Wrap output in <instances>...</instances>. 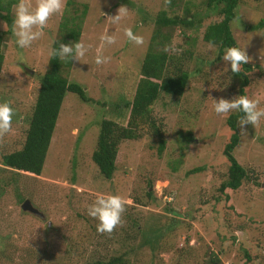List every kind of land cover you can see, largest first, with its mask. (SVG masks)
<instances>
[{
  "label": "rangeland",
  "instance_id": "obj_1",
  "mask_svg": "<svg viewBox=\"0 0 264 264\" xmlns=\"http://www.w3.org/2000/svg\"><path fill=\"white\" fill-rule=\"evenodd\" d=\"M74 1L49 20L29 48L18 47L12 29L6 32L0 19V102H10L15 110L12 131L0 141V161L2 154L22 145L58 24L71 23L73 15L78 19L81 3L86 11L80 15L77 41L91 45L68 70L60 66L66 80L76 81L91 100L65 93L40 174L0 163V264H103L110 257L123 264H208L213 256L217 264H264V118L257 126L247 125V135L236 121L238 141L232 154L244 177L235 189H218L228 167L222 153L230 135L226 118L236 111L218 115L212 99L239 96L241 78L222 59L226 49L217 57V47L201 40L204 26L220 16L204 0H171L167 8L164 0ZM16 4L10 7L11 28ZM121 5L128 7V16L110 23L108 16ZM161 11L179 19L194 17L188 28H161H170L163 50L179 49L166 52L182 62L186 85L181 95L159 93L152 103V119L164 139L162 152L157 153L152 129L137 121L139 136L118 142L114 170L104 178L91 159L98 123L105 118L126 125L128 103ZM259 19H264V0H237L230 28L235 46L245 47L251 57L250 69L241 70L248 79L243 92L264 108V27H247ZM125 28L143 36L145 43L129 42ZM105 32L116 36L115 44L102 47ZM98 54L110 59L98 65ZM186 132L191 137L184 141ZM194 167L201 170L187 174ZM101 194H119L126 202L124 224L110 235L98 233V221L87 214ZM25 199L41 217L21 209Z\"/></svg>",
  "mask_w": 264,
  "mask_h": 264
},
{
  "label": "trees",
  "instance_id": "obj_2",
  "mask_svg": "<svg viewBox=\"0 0 264 264\" xmlns=\"http://www.w3.org/2000/svg\"><path fill=\"white\" fill-rule=\"evenodd\" d=\"M17 3V0H0V19L6 24V32L12 28V18L10 17V7ZM76 2L67 0V5H74ZM207 9L214 10L220 16L218 21L208 23L204 26L201 33V40L205 43L214 44L217 47V57H220L223 49L235 46L232 36L230 23L235 16L237 0H204ZM79 14L84 15L86 4L81 3ZM73 15L72 22L61 21L58 24L56 36L51 42V47H57L61 42H77L80 34L81 17ZM80 17V18H79ZM177 17V16H176ZM169 17L163 11L155 17L154 28L152 29L148 49L142 59L139 69V77L135 84L132 99L128 103L129 114L125 126H120L110 119H101L98 123L96 139V150L91 154V159L98 167L99 173L104 178H110L114 170V157L116 146L121 139H136L139 135L136 132L138 122H145L158 139L157 153L160 154L164 149V139L159 127L154 125L152 119V103L159 93L179 96L182 94L186 85L187 73L181 69L182 62L177 61L174 55L167 53L163 47L170 42L168 34L171 26L182 25L190 27L194 22V17ZM170 27L162 30L163 27ZM187 26V27H186ZM249 30H256L264 27V19H259L256 23L247 26ZM183 30H181V33ZM168 34V35H167ZM183 35L187 37V35ZM0 33V43H1ZM189 40L192 41L191 37ZM0 52V67L2 62ZM176 61L172 63L173 59ZM70 62L61 60L58 56L48 59V68L38 78V88L31 113L26 121L27 126L24 130V138L19 149L6 152L1 155V165L14 170L25 171L39 175L43 166L45 153L49 144L51 134L54 129L55 120L59 111L60 104L65 93L72 92L82 100H91L84 93L83 88L75 81L68 82L59 70L61 64L68 70ZM171 65L172 72L167 73V66ZM245 70L250 69L247 64L242 66ZM240 78L239 95H245L243 87L248 84V79L241 72L233 74ZM243 115L241 112H234L227 116L226 125L230 130V135L223 146L222 153L225 156L228 167L226 179L220 182L218 189H235L239 186L244 177V169L237 163L232 154V150L237 144L238 133L236 131V121ZM190 133L186 132L184 141L190 139ZM201 168L194 167L187 171L195 173ZM103 264H123L118 257H110ZM208 264H217L216 259L211 257Z\"/></svg>",
  "mask_w": 264,
  "mask_h": 264
},
{
  "label": "clouds",
  "instance_id": "obj_3",
  "mask_svg": "<svg viewBox=\"0 0 264 264\" xmlns=\"http://www.w3.org/2000/svg\"><path fill=\"white\" fill-rule=\"evenodd\" d=\"M67 0H17L15 6V17L13 21L12 32L16 37V44L20 48H29L33 42L39 40L42 36V29L48 24L49 20L56 15H62L66 9ZM171 0H164V6L167 8ZM129 9L121 5L114 16H108L110 23L118 24L128 16ZM240 23V21H237ZM124 35L128 41L136 45L145 43L144 37L135 34L131 28L124 29ZM116 36L105 32L101 36L103 46L116 43ZM55 43V41H53ZM214 47V44L209 45ZM91 45L84 42H61L57 47H49L48 55L50 58L59 57L65 62L72 60H81L89 51ZM165 51L179 52V49L165 47ZM110 57H104L98 54L95 57V63L100 65L107 63ZM222 59L228 62L233 74L239 73L242 66L248 64L251 57L248 56L245 47L232 46L226 49ZM213 108L218 115H228L236 111L243 115L238 121V127L242 135H247V125L257 126L264 118V108L260 107V101L251 99L246 95L235 96L232 99H212ZM15 110L10 102H0V141L12 131L13 118ZM54 130V129H53ZM52 135V134H51ZM51 138V137H50ZM50 142V140H49ZM126 211L125 199L119 194L99 195L93 203L87 208V214L98 221L96 230L100 234H112L117 227L124 224L123 214ZM3 245L0 244V250Z\"/></svg>",
  "mask_w": 264,
  "mask_h": 264
},
{
  "label": "water",
  "instance_id": "obj_4",
  "mask_svg": "<svg viewBox=\"0 0 264 264\" xmlns=\"http://www.w3.org/2000/svg\"><path fill=\"white\" fill-rule=\"evenodd\" d=\"M29 72L31 73V71H29ZM20 207H21V209H23V210H28L29 212H31V213H33V214H36V215H38V216L41 217V213H40L37 209H35V208L30 204V202H29L27 199H25V200L22 201Z\"/></svg>",
  "mask_w": 264,
  "mask_h": 264
}]
</instances>
